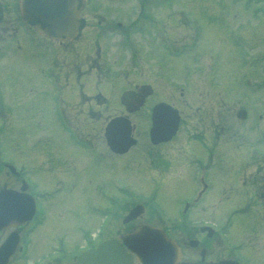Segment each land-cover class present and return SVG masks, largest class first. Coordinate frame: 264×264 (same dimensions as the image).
<instances>
[{"label":"flooded vegetation","instance_id":"af4514ba","mask_svg":"<svg viewBox=\"0 0 264 264\" xmlns=\"http://www.w3.org/2000/svg\"><path fill=\"white\" fill-rule=\"evenodd\" d=\"M114 1L117 0H84L80 14L84 25L75 39L49 38L27 25L29 33L35 35L25 36L22 43L17 37L18 31L22 27L24 31L27 29L18 15L22 10L20 1L1 0L4 17L0 23V43L9 41L8 49L13 47L9 43H17L20 53L14 62L17 61L21 69L4 68L0 72V125L38 126L44 119L60 124L70 122L73 126V121L100 125L101 132L97 135L84 137L82 132H77V140L86 143V165L112 157L122 168L115 158L124 154H117L108 147L104 136L106 125L117 117L131 120L148 106L147 121L152 130L157 104L167 102L178 109L180 117L177 133L166 141L172 142L185 125L189 130L187 143L191 147L185 158L190 160L188 164H197L199 168L190 166L183 168L184 173L175 172L171 159L162 158L164 163L160 164L158 156L149 150L147 168L151 169L152 177L143 183L149 189L141 195L142 199H138L134 191L137 183L126 181L136 195L121 200V186L126 177L114 175L101 189L105 201L114 209L101 212L98 228L87 223L86 210L80 213L72 206L47 223L40 213L46 206L42 199L57 198V191L69 177L70 168L44 167L43 160L48 157L42 151L33 153L21 146L19 170L7 168L6 162L0 165V192H8L0 200V256L4 257H0V262L79 264L82 252H93L104 240L123 242L135 232L155 227L166 234L167 244L163 243L159 251L163 255L147 256L127 246L131 264H264V110L256 117L250 116L247 106L226 107L221 112L218 108L200 112L199 108L194 111L191 107L185 114L179 103L187 105L189 101L181 97L202 91H187L182 87L181 97L173 90L172 94L164 96V89L157 87L165 86L158 79L167 77L170 71V26L175 27L171 19L175 24V19L181 18L179 23L183 28L186 16L167 17L172 7L170 0H136V3L123 0L130 2L127 5H117ZM193 16L197 18L195 12ZM143 21L148 24L144 25ZM138 32L146 34L143 39L147 52L135 41L134 35ZM198 34L195 29L194 40ZM14 62L12 65L16 67ZM145 94L144 105H140L138 99ZM261 109H264L263 103ZM251 126L257 132L260 145V149H253L254 156L260 157L258 163L249 159L246 165L236 167L231 158L227 161L229 168H217L219 156L212 154L207 158L198 153L197 146L206 150L203 144L209 143L204 136L210 131L228 137L229 152L241 147L235 138L237 135L244 138ZM248 148H252L250 144ZM28 152L34 154L35 159L30 169L24 168L26 158L22 157ZM54 154L64 160L75 156L74 153L69 157L64 149H57ZM253 154L250 153L251 157ZM204 159L207 163L202 168ZM79 165L82 164L79 162ZM33 169L43 174L50 190L45 189L46 183L43 191L38 188L31 177ZM176 197L179 205L172 210L162 208L163 199ZM138 206L142 207L134 214ZM45 246L54 250L43 254L40 249Z\"/></svg>","mask_w":264,"mask_h":264},{"label":"rangeland","instance_id":"374dc122","mask_svg":"<svg viewBox=\"0 0 264 264\" xmlns=\"http://www.w3.org/2000/svg\"><path fill=\"white\" fill-rule=\"evenodd\" d=\"M134 1L136 3V0ZM114 3L117 5L130 4L123 0H117ZM170 4L172 7L167 17L169 15L183 17L187 13L190 18L186 22L184 21L186 24L183 28L179 23L182 21L181 18L175 19V24L174 19H171V25L175 27L170 26V32H172L170 44L172 52L170 51L169 54L170 71L166 73L167 77L158 79L165 86L158 85L157 88L164 89V91L162 90L164 96H169L173 90L178 97L182 87H185L187 91L193 89L202 91L196 95L186 93V95L180 96L181 100L189 101L187 105L179 103V107L185 111V114L191 107L194 111L197 108L200 112L218 108V111L221 112L226 107L237 109L240 106H247L250 116L257 117L259 112L264 110L261 109L262 103L264 105V0H170ZM194 12L197 18H194ZM142 23L148 24L145 21ZM195 29L199 31V34L194 40ZM21 31L24 34H21ZM28 33L22 27L18 31L17 37L19 36L25 42V36L35 35ZM238 34L241 37L237 38ZM144 36L146 34L142 35L138 32L134 38L137 43L140 42V49L147 52ZM174 39L177 40L174 41ZM8 42L0 43V72L4 68L21 69L20 64L18 65L17 61L14 62L19 58L18 54L20 53L16 48L17 43H9L13 47L8 49ZM5 44L7 45L5 46ZM155 47H157L156 44ZM13 62L16 67L12 65ZM147 107L139 111L132 119L136 125L135 134L139 138L137 145L132 147L129 153L115 158L119 165H123L122 168L114 162L112 157L86 165V143L83 144L77 140V132L78 134L82 132L84 137L88 134L97 135L101 132L100 125L86 124L83 121L84 124H77L73 121L74 127L70 122L60 124L46 119L41 120L38 126L34 124L23 126L15 123L0 125V165L3 159H8V163L20 165V148L24 146L25 149H31L32 152L42 151V154L48 157L43 160L44 167L51 165L49 168L58 170L70 168L69 177L66 182H62L57 191V198L42 199L43 204L46 203L45 208L42 209L43 220L47 223L52 222V218L60 216L61 212L67 211L71 208L69 206H72L80 213L86 210L87 223L90 226L96 225L98 228L101 212L106 209H114L113 205L105 201L106 197L101 191L102 184L113 180L114 175L126 177L121 186V200L130 199L132 195H136L134 191L138 194L137 198L142 199L141 195L148 191V186L143 184L152 177L151 169L147 168V151L152 150L158 156L160 164L164 163L162 158L171 159L172 170L175 172L182 171L181 173H184L185 169L183 168H190V166L199 168L197 164H188L189 159L185 158V153L191 150L187 143L189 130H186L185 125H182L183 127L172 142L156 146L151 144L149 123L146 122L149 116ZM68 125L71 128H68ZM236 126L243 129L242 125L236 124ZM77 127L81 130L76 129ZM249 128L250 130L246 132L244 138H242L243 135H237L235 138V142H239L242 146H237L230 152L229 145H227L228 137L223 135L224 133L214 135L210 131L207 137L204 136L210 145L203 144L206 150L202 146H197L198 153L207 158L212 154L215 157L219 156V162H216L217 168H229L227 161L231 158L236 167L246 165L249 159H255L258 163L260 157L254 156V154L251 157V148H248L250 144L252 149H260L258 135L253 126ZM57 149H64L68 156L75 153V156L72 160H69L68 157L66 160L58 158L54 154ZM207 150H210V153H207ZM254 153L259 156L255 150ZM22 157L26 158L23 163L24 168L34 167V154L28 152L26 156ZM192 157L195 159L194 156ZM79 162L82 165H79ZM159 163L156 162V164ZM206 163L207 161L204 159L202 168H205L204 164ZM81 167H86V169ZM47 173L51 177V173L49 171ZM102 174L105 176L102 177ZM154 176L157 175L154 173ZM31 177L38 184L40 190L45 188L44 183H46L45 189H51L42 173L33 169ZM126 181L137 183L134 191ZM108 189L113 188L109 187ZM153 194L156 193L153 192ZM177 195L180 198H185L180 194ZM163 201L165 204L162 208L170 210L179 202L177 197L163 199ZM51 249H53L51 246H45L40 251L43 254H49L48 251Z\"/></svg>","mask_w":264,"mask_h":264},{"label":"water","instance_id":"95a60500","mask_svg":"<svg viewBox=\"0 0 264 264\" xmlns=\"http://www.w3.org/2000/svg\"><path fill=\"white\" fill-rule=\"evenodd\" d=\"M83 4L84 0H21L22 13L26 21L47 35L58 37H67L79 32L83 24L79 14ZM1 18L0 4V20ZM177 125V110L165 103L158 104L151 130L152 141L157 143L168 139L176 132ZM106 137L112 149L118 152H125L136 143V139L132 137L130 122L123 121L121 118H116L108 124ZM4 195V192L0 194V200L4 198ZM140 208L136 207L133 213L140 211ZM124 239L133 251H140L147 256L163 255L159 251L162 250L163 243L167 244L165 234L156 228H144ZM84 258L82 255L80 264H85ZM2 263L3 260L0 264ZM86 264H131V255L127 253L124 245L110 240L102 243L93 253H86Z\"/></svg>","mask_w":264,"mask_h":264}]
</instances>
